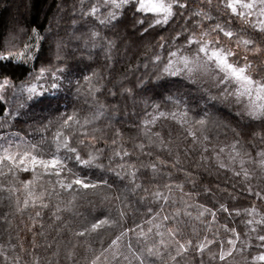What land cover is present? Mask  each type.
Instances as JSON below:
<instances>
[{
    "label": "clouds",
    "instance_id": "9594fccd",
    "mask_svg": "<svg viewBox=\"0 0 264 264\" xmlns=\"http://www.w3.org/2000/svg\"><path fill=\"white\" fill-rule=\"evenodd\" d=\"M0 264H264V0H0Z\"/></svg>",
    "mask_w": 264,
    "mask_h": 264
}]
</instances>
